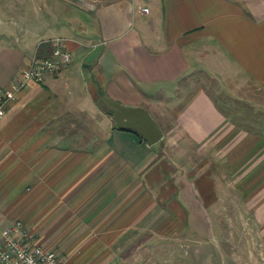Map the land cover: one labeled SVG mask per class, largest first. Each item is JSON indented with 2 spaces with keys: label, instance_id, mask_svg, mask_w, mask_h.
<instances>
[{
  "label": "crops",
  "instance_id": "1",
  "mask_svg": "<svg viewBox=\"0 0 264 264\" xmlns=\"http://www.w3.org/2000/svg\"><path fill=\"white\" fill-rule=\"evenodd\" d=\"M52 37L69 63L0 118V230L19 221L66 264H126L156 257L163 224L232 225L264 264V123L229 118L264 109V0H0V86ZM100 94L161 139L117 128Z\"/></svg>",
  "mask_w": 264,
  "mask_h": 264
},
{
  "label": "rangeland",
  "instance_id": "2",
  "mask_svg": "<svg viewBox=\"0 0 264 264\" xmlns=\"http://www.w3.org/2000/svg\"><path fill=\"white\" fill-rule=\"evenodd\" d=\"M88 61L89 58L85 59L82 65H86ZM242 111L244 113L231 114L229 118L244 129L257 130V128H261L264 123V109L260 107L252 109V114L248 110ZM189 222L192 223V221ZM160 230L162 234L165 232H174V234L168 238L163 237L162 241L154 243L156 257L153 258L154 253H150L151 256L146 255L141 258L140 253L125 260L126 264H240V259H242V264L254 263V259L249 258V251L253 249V244L247 241L249 233H246L242 227L231 225L230 227L214 228V236L208 235V231H210L208 226L179 225L172 229L163 224ZM240 231L245 235L242 244L239 243ZM146 249H142V252L145 253ZM151 250L153 251V246ZM240 250L244 256L242 258L239 256ZM53 251L58 253L55 249Z\"/></svg>",
  "mask_w": 264,
  "mask_h": 264
},
{
  "label": "built area",
  "instance_id": "3",
  "mask_svg": "<svg viewBox=\"0 0 264 264\" xmlns=\"http://www.w3.org/2000/svg\"><path fill=\"white\" fill-rule=\"evenodd\" d=\"M146 11V8H142ZM50 51L47 56H34L7 86H0V118L5 106L15 99L16 92L28 82H41L45 74H54L70 61L64 49V39L47 40ZM0 264H66L55 251L38 245L33 234L19 221H13L0 230Z\"/></svg>",
  "mask_w": 264,
  "mask_h": 264
},
{
  "label": "water",
  "instance_id": "4",
  "mask_svg": "<svg viewBox=\"0 0 264 264\" xmlns=\"http://www.w3.org/2000/svg\"><path fill=\"white\" fill-rule=\"evenodd\" d=\"M95 104L99 109L110 113L117 128L135 132L147 145L161 139V130L143 108L124 106L105 94H100Z\"/></svg>",
  "mask_w": 264,
  "mask_h": 264
},
{
  "label": "trees",
  "instance_id": "5",
  "mask_svg": "<svg viewBox=\"0 0 264 264\" xmlns=\"http://www.w3.org/2000/svg\"><path fill=\"white\" fill-rule=\"evenodd\" d=\"M106 113H108L109 115H110V113L109 112H106ZM116 126V125H115Z\"/></svg>",
  "mask_w": 264,
  "mask_h": 264
}]
</instances>
